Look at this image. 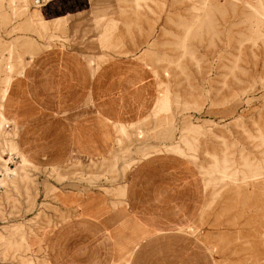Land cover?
<instances>
[{
    "label": "rangeland",
    "instance_id": "rangeland-1",
    "mask_svg": "<svg viewBox=\"0 0 264 264\" xmlns=\"http://www.w3.org/2000/svg\"><path fill=\"white\" fill-rule=\"evenodd\" d=\"M32 4L0 0V264H50L46 237L80 213L72 202L108 196L113 203L109 189L133 176L161 182L153 165L132 173L151 155L184 164L187 173L166 182L186 184L189 208L198 200L199 211L182 231L144 243L133 264H264V0ZM75 51L118 57L108 65L135 76L130 93L138 79L154 82L148 108L137 122L112 125L97 122L96 101L82 105L64 119L75 134L77 120L90 117L91 151L73 141L59 157L32 162L21 156L20 126L6 101L15 117L35 112L23 88L38 59Z\"/></svg>",
    "mask_w": 264,
    "mask_h": 264
},
{
    "label": "crops",
    "instance_id": "crops-1",
    "mask_svg": "<svg viewBox=\"0 0 264 264\" xmlns=\"http://www.w3.org/2000/svg\"><path fill=\"white\" fill-rule=\"evenodd\" d=\"M53 1L41 7L46 8ZM39 16L47 19L43 9ZM59 17L65 18V15ZM75 52L66 56L50 53L49 56L62 57L60 60L44 55L40 62L39 59L37 61L36 74L33 77L28 74L33 83L24 87L23 91L35 112H24L22 118L15 117L11 115L6 101L7 116L20 126L18 140L21 156L25 154L30 161L52 155L59 157L74 142L82 152L91 151L90 117L77 120L79 123L75 134L64 119V116L82 105L87 107L90 102L96 101V113L103 117V120L97 119V122L110 123L137 122L132 118L143 116L148 108L154 82L143 81L146 77L140 80L137 78L136 88L140 87L139 92L130 93L128 89L131 90L130 85L135 76L124 74L122 67L119 68L120 72L113 73L108 65L115 60L119 62L118 57L114 56L108 61L109 55L87 59L83 53ZM35 59L36 56L31 62ZM29 67L31 64L22 73V77L26 75V80ZM22 132L26 142L37 148L36 152L23 147ZM156 156L151 155L140 161L132 173L145 165H153L161 182L133 176L124 185L109 189L114 196L113 203H110L108 196L91 200L75 199L72 202L75 207L81 206L80 213L55 225L46 237L42 254L50 264H71L72 257L76 255L82 257L75 264H133L134 256L144 243L183 230L184 224L198 213L199 203L198 200L193 203L190 210L188 195L184 193L187 185L167 182L179 172L186 174V167L176 157L167 156L157 161L154 158ZM197 191L203 196V186ZM120 200H125V203L117 207Z\"/></svg>",
    "mask_w": 264,
    "mask_h": 264
},
{
    "label": "built area",
    "instance_id": "built-area-1",
    "mask_svg": "<svg viewBox=\"0 0 264 264\" xmlns=\"http://www.w3.org/2000/svg\"><path fill=\"white\" fill-rule=\"evenodd\" d=\"M34 2L35 5L37 6H44L46 5L48 2H50L51 0H32ZM9 127V125L7 126Z\"/></svg>",
    "mask_w": 264,
    "mask_h": 264
},
{
    "label": "bare ground",
    "instance_id": "bare-ground-1",
    "mask_svg": "<svg viewBox=\"0 0 264 264\" xmlns=\"http://www.w3.org/2000/svg\"><path fill=\"white\" fill-rule=\"evenodd\" d=\"M32 3H33L32 5H33L34 7H36V8H37V7H40V6L35 5L33 1H32ZM7 126H8V125H6V127H5L6 130H11V129H12V127H11L10 125H9V126H10L11 128H10V129H7V128H8Z\"/></svg>",
    "mask_w": 264,
    "mask_h": 264
}]
</instances>
